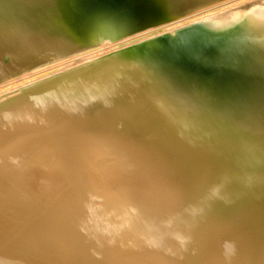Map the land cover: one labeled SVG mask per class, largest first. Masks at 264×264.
<instances>
[{"label":"bare ground","instance_id":"bare-ground-1","mask_svg":"<svg viewBox=\"0 0 264 264\" xmlns=\"http://www.w3.org/2000/svg\"><path fill=\"white\" fill-rule=\"evenodd\" d=\"M97 1L0 0V211L65 185L64 222L47 228L70 262L255 264L236 195L264 205V11L213 45L186 28L238 21L219 12L240 0H124L122 10L131 3L141 20L143 4L155 23L102 58L91 49L54 60L120 31L110 14L120 0ZM117 236L127 260L111 255Z\"/></svg>","mask_w":264,"mask_h":264},{"label":"rangeland","instance_id":"rangeland-1","mask_svg":"<svg viewBox=\"0 0 264 264\" xmlns=\"http://www.w3.org/2000/svg\"><path fill=\"white\" fill-rule=\"evenodd\" d=\"M224 1L225 0H223V2ZM258 11H264V0H240L233 3L232 6L228 5L227 8L219 12L222 16L228 18L234 15L235 17H240L238 21L232 24H224L218 29L213 28L214 30L208 28L209 32H203L201 29L202 27L204 28L211 25L209 24L211 20L207 17L204 18L206 20L203 22L196 21L191 24L192 26L187 27L186 31L190 30V32L198 36L195 38L197 41H200L199 43L204 40L214 45L219 40L223 41V39L229 37H237V35L244 32L246 17L248 14ZM50 16L51 18L56 19H66V17L60 13H52ZM62 26L63 29L61 30L63 31V35L61 37L64 38L65 35H67L65 38L70 37V26L68 24H66V26L63 24ZM108 33L109 34L104 38L98 35L95 39L97 45L93 49H95L94 51H96V53L94 54H97V57H94L93 59H99L107 54L120 50L117 49L116 46H120L121 43L119 44L117 42L126 37L119 38V35L117 36L116 33L111 30ZM135 40L136 39L130 41L135 42ZM133 45L134 44H131L130 46ZM35 53L36 55H39L43 53V50L36 51ZM53 70L54 69H49L47 70L48 72H45L47 75H52L54 73ZM37 79L39 80L40 77ZM18 82H22V80ZM34 84L38 83L35 81L27 86H34ZM23 88L25 87H20L16 89V91ZM128 120L135 121V117L130 115ZM109 170L110 172H115L116 167H110ZM231 181L232 178L225 181V183L227 182L226 185L228 186V184H231ZM215 183L217 188L222 187L219 180H216ZM80 186L89 191L92 189L93 185L92 183L85 182L80 183ZM229 192L231 193L230 190ZM236 197L240 207V216L244 219V223H246L243 226H250V230H243V227L237 224L238 228L241 229V233L243 232L245 235L253 233L252 235L257 239L256 241L253 240V238H245L244 243H246V246L251 249L255 264H264V205L249 197H238L237 195ZM17 202L22 205L21 209L14 212H7L6 210L0 211V264H37L36 258L42 259L44 257L48 264H82L79 258L72 259V262H70V260L58 252L55 236L47 228V225L49 224H61V222H64V214L57 209V206L60 202L65 204L70 202L65 185L60 187L58 196L46 197L35 193H29L20 196ZM72 212L75 213H73V215L74 217H77V219L84 218L81 209L74 208ZM229 216L233 219L234 214H230ZM85 222L86 224L89 223L90 217H87ZM122 248V237H115V244L110 249L111 255L119 260H127L130 257V253L128 251H122ZM38 264L41 263L38 262Z\"/></svg>","mask_w":264,"mask_h":264},{"label":"water","instance_id":"water-1","mask_svg":"<svg viewBox=\"0 0 264 264\" xmlns=\"http://www.w3.org/2000/svg\"><path fill=\"white\" fill-rule=\"evenodd\" d=\"M104 1H107V0H98L97 2L100 3V2H104ZM123 3H124V0H120L116 4L111 5L112 6L111 7L112 11L110 12V14H112V13L114 14V11L120 13L119 14V17L120 18H118L117 20H118V22L121 23L122 27L119 28L120 31L116 33L117 36L119 35V38L125 37V36H129L131 34H134L138 30H140V31L141 30H145V29H147V28H145V26L151 25V24H154L155 23V22H153V21H155V19L150 18V16L148 15V13L145 12L146 9H145V6L143 4H141L142 5V8H143V15H141V16H143V18L141 20H139V19H136V17L134 18V15H139V13H137L135 10H133L131 8L132 7L131 6V3L127 5L128 8H126L125 10H122L123 9L122 7H118V4H123ZM144 15H146V17ZM185 15H187V13H184V9H183L181 14L175 15L174 17L168 19L167 21H172V20H175V19H177L179 17H182V16H185ZM94 47H96V46L84 48V49L77 50V51H72V52H70V53H68V54H66L64 56H60L58 58H54V60H56V59L57 60L58 59H62L63 60V59L73 58V57H76V56H79V55H82L84 53L89 52ZM201 72L202 71H197V74L199 76L201 75L202 77L204 76L203 79H202L203 81L208 82V83H210L211 81L212 82H215L216 81L218 83L217 86H220L223 89L224 88H227L226 87L227 86L226 84L221 83L222 81H217V80H215V78H213L214 79L213 80L212 77L210 78L209 75H205V74L202 75ZM206 85H208V84H206ZM251 106H253V105H251Z\"/></svg>","mask_w":264,"mask_h":264},{"label":"clouds","instance_id":"clouds-1","mask_svg":"<svg viewBox=\"0 0 264 264\" xmlns=\"http://www.w3.org/2000/svg\"><path fill=\"white\" fill-rule=\"evenodd\" d=\"M227 247H228V249L231 250V249H233L234 246L232 244H229V245H227Z\"/></svg>","mask_w":264,"mask_h":264}]
</instances>
